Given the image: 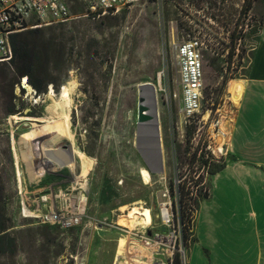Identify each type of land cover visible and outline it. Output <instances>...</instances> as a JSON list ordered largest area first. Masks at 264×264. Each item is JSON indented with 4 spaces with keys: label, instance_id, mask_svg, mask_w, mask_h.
<instances>
[{
    "label": "rangeland",
    "instance_id": "rangeland-1",
    "mask_svg": "<svg viewBox=\"0 0 264 264\" xmlns=\"http://www.w3.org/2000/svg\"><path fill=\"white\" fill-rule=\"evenodd\" d=\"M243 2L140 0L116 15L95 20L80 17L64 25L56 23L57 32L63 29L67 32V50L74 47L73 54L67 56L68 62L74 66L68 71L60 66L56 77L61 82L57 87L50 84L47 92L41 95L16 83L13 86L16 98L11 99L10 81L15 78V73L10 64L0 63V170L12 195L8 210L18 239L16 254L2 257L0 264H114L118 241L123 236L129 239V250L121 256L120 261L123 264H146L151 260L146 254L153 249L146 248L144 244L146 241L154 243L156 233L169 237L172 243H176V248L169 246V242L160 243L152 257L153 263L172 264L176 251L180 252L182 263H186L189 248L183 243L177 211L176 226L163 224L160 218L163 188L170 187L177 208L178 198L173 190L175 181L195 172L187 160L190 154L184 136L183 95L175 49L180 41L188 37L189 32L206 39L213 47L204 52L205 88L202 108L193 123L197 129L191 142L196 145L199 141L196 135L198 128H202L201 133L205 135L209 126L208 123L204 127V122H201L207 116V110L212 109L213 117L217 107L236 103L229 96V80L225 82L222 78L225 74L222 48L227 45V31L231 33L230 40L242 36L241 57L247 56V53L253 55V47L259 37L264 0L257 2L247 13H241ZM76 11H80V8ZM245 28L247 31L244 32ZM97 41L101 44L99 48L95 47ZM218 41L220 44L216 45ZM87 42L93 46L91 50L94 49L95 56L83 61L79 51L82 48L86 50L83 44ZM80 45L83 46L78 48ZM78 61L81 62L79 67ZM249 61L248 57L244 62L239 61V65L243 63L246 67L232 79L244 78ZM110 63L112 69L109 70ZM72 79H76L77 84L70 99H67V108L75 130V146L89 155L91 165L85 168V162L81 157L78 158L76 173L88 175L86 216L80 226L65 231L58 226L43 224L38 218L25 213L28 202L37 197L42 189L51 184L62 188L70 186L73 172L66 166L55 173H48L40 183H34L23 153V134L33 128V124L26 127L21 124L22 120L12 122V114L6 113V110L15 103L16 108L23 109V112L16 114L18 116H52V100L62 98L68 81ZM144 81H151L155 85L161 81L163 85L157 92L163 134V161L160 151L154 155L145 148L144 140L140 138L137 112L141 92L139 85ZM29 112H32L31 115ZM54 130L53 139L47 143L59 137L58 127ZM13 137L19 147L22 174L16 168ZM67 143L66 139H61L55 146L63 151ZM207 169L208 166L195 167L196 172L205 176L202 185L195 186L191 195H195L197 189L201 192L207 190L211 175ZM120 179L123 181L119 184L117 182ZM108 184L114 186L119 197L111 203H103L101 192ZM22 186L27 187V190ZM135 202H141L153 210L156 224L148 230H133L125 225L129 224L124 216L129 210L125 212L121 207ZM226 216H229L227 210ZM225 229L233 232L232 240L225 241L215 232L211 250H221V241L227 248L242 250L244 244L251 240L248 236H237V231L231 230V223H226ZM192 231L194 234V225ZM181 244L185 250L179 249ZM196 248L195 253L198 251Z\"/></svg>",
    "mask_w": 264,
    "mask_h": 264
},
{
    "label": "built area",
    "instance_id": "built-area-1",
    "mask_svg": "<svg viewBox=\"0 0 264 264\" xmlns=\"http://www.w3.org/2000/svg\"><path fill=\"white\" fill-rule=\"evenodd\" d=\"M140 0H0V63H11L14 57L12 46V36L29 28L53 25L63 23L75 18H88L91 20L100 19L107 15H116L123 9L132 7ZM80 8V11H76ZM247 31V28L243 29ZM176 45V59L180 68V84L182 86L183 95V123L186 126L193 121L202 108L204 84L203 58L204 52L212 50L213 47L206 39H201L198 35H193L191 32ZM230 31H227V45L222 48V56L225 58V74L222 78L228 77L230 81L232 77L237 75L244 69L245 64L239 61H246L247 57L251 62L252 56L247 53V56L241 57L242 36H236L229 39ZM233 37V36H232ZM233 40V42H232ZM220 41L216 43L219 45ZM219 51V50H218ZM232 51V56L230 55ZM215 53V52H214ZM228 81V82H229ZM28 82V77H22L20 84L25 86ZM19 85V84H18ZM31 86V84L29 83ZM31 91L35 89L31 86ZM223 106V105H222ZM222 107H217L216 115L212 116V109L207 110V116L203 117L204 127L208 125V129L201 133L202 128H198L197 136L200 145L199 155L204 153L205 158L209 162H225L228 157L226 130L223 125ZM210 120V122H208ZM184 131V136L186 132ZM220 139V140H219ZM198 141V142H199ZM198 144V143H197ZM207 169V173H209ZM57 172V171H56ZM47 172H45L46 174ZM44 174V175H45ZM200 173L194 175L197 178ZM45 177V176H44ZM70 186L66 188L56 187L51 184L48 188L42 189L37 197L28 202V209L25 215H30L38 218L43 224H51L58 226L65 231L80 226L86 216V207L88 203V189H85L75 180L73 174ZM186 176L179 177L175 181V195L179 198V185ZM43 179V177H41ZM122 179L117 183H122ZM202 183L195 184L191 180L188 188L192 191L195 186H200ZM196 188V187H195ZM166 212L167 221H163L162 215ZM178 224L180 230L182 223L179 212ZM160 218L168 226H176V212L174 208V200L170 187L166 186L161 192L160 202ZM152 225L145 228L148 230ZM192 230V229H191ZM163 234L156 233L158 236ZM150 242V241H148ZM155 242V241H154ZM169 241V246L176 248V243ZM165 243V242H161ZM180 250H185L182 247Z\"/></svg>",
    "mask_w": 264,
    "mask_h": 264
},
{
    "label": "crops",
    "instance_id": "crops-1",
    "mask_svg": "<svg viewBox=\"0 0 264 264\" xmlns=\"http://www.w3.org/2000/svg\"><path fill=\"white\" fill-rule=\"evenodd\" d=\"M242 79L240 99L222 106L228 157L225 166L208 178L209 195L200 200L196 211L194 240L185 264L197 260L196 264H264V15ZM106 194V202L117 198L113 192ZM226 223H231L237 236L251 238L242 250L227 248L224 241L221 250H211L215 232L225 241L232 240Z\"/></svg>",
    "mask_w": 264,
    "mask_h": 264
},
{
    "label": "trees",
    "instance_id": "trees-1",
    "mask_svg": "<svg viewBox=\"0 0 264 264\" xmlns=\"http://www.w3.org/2000/svg\"><path fill=\"white\" fill-rule=\"evenodd\" d=\"M256 1L259 2L260 0H244L241 7V13H247L250 11L255 6ZM178 3L179 2H177V4ZM108 17L110 18L112 16ZM64 23L65 22L61 23L60 25H64ZM262 23L263 18L261 19V25ZM66 34L67 32L64 29L57 32L56 26L53 24L27 29L17 32L12 36L14 57L11 63L8 64L12 66L15 73V78L10 81L11 99L16 98V96L13 94L14 84H20L22 77L25 76L28 77V82L35 88L36 94L38 95L47 92L48 86L50 84L55 87L59 85L61 81L56 77L59 67L63 66L64 69L68 71L70 67L74 66L72 62H68L67 56H71L73 54L74 47L71 48V50H67L68 41L65 39ZM88 42L83 44L84 47H86V50L82 48L79 51L81 56H83V61L91 60L95 56L93 55V53L95 54L94 49L93 51L91 50L93 46L88 45ZM83 45L77 47L81 48ZM100 45V42L97 41L95 47L99 48ZM232 54L233 53L231 51L230 55L232 56ZM6 63L7 62H3V64ZM80 64L81 62L78 61L77 66L79 67ZM110 69H112L111 63L109 64V70ZM227 80L228 77L226 76L225 82ZM22 91H24V88H22ZM20 112H23V109L20 107L16 108L15 103L10 105L6 110V113L8 114H17ZM31 113L32 112H29L28 114L31 115ZM193 123L194 121L186 126L185 138L187 141V152L190 154V156L187 157V160L191 170L195 172L187 175L180 183V195L177 200V208L175 207L176 201H174L175 211L179 212L182 223L183 243L188 247L194 240V236L191 233L193 232L191 229L194 225V213H196L198 209L200 200L204 197H208L209 195L207 190L201 192L198 189L196 190L197 192L195 195L190 194L191 190L188 188L189 182L194 180L195 184L197 185L203 182L205 176V174L200 173L197 178H194V175L198 173V171L196 172L195 167L208 166L209 173L213 174L221 170L226 164V161L222 163L217 161L209 162L208 159L204 157V153L199 155V149L201 145L200 141L196 145L191 143L197 129L196 124L193 125ZM109 188H112V190ZM173 190L175 194V189L173 188ZM111 191L117 195L116 197H119L118 191L114 188V186L108 184L101 192L100 198L102 199L101 201L103 203H109L106 202V192L112 194ZM11 200V192L7 188L0 170V259L4 256H14L18 250V239L14 233L15 224L13 222L12 215L8 210ZM172 264H183L179 251L175 252Z\"/></svg>",
    "mask_w": 264,
    "mask_h": 264
},
{
    "label": "bare ground",
    "instance_id": "bare-ground-1",
    "mask_svg": "<svg viewBox=\"0 0 264 264\" xmlns=\"http://www.w3.org/2000/svg\"><path fill=\"white\" fill-rule=\"evenodd\" d=\"M147 85L141 87V100L140 104L145 106V112L148 114L149 118L139 122L140 128V138L144 140L145 148L151 151L154 155L157 151H160L161 161H163V140H162V125H161V115L158 102V90L162 88V82L155 85L151 81H144ZM150 82V83H148ZM76 79L69 80L68 86L63 92L62 98L59 100L53 99L50 106V111L52 116L49 117H35V116H18L16 114L11 115V121L17 122L22 120L21 124L28 127L29 124H33V128L23 134L24 137V156L27 162V169L30 174L31 179L34 183H40L42 181L41 177L47 176L48 173H55L68 166L74 174V178L78 181L82 187L88 189V175L81 173L78 175L76 173L77 161L81 157L85 162L83 164L85 168L91 165L90 157L86 153L76 149L75 146V130L70 117V112L67 108V99H70V94L76 87ZM229 95L234 101H238L244 90V81L242 78H233L229 81ZM25 86L31 90L29 83H25ZM53 97V96H52ZM138 113V112H137ZM54 127V128H53ZM58 127L60 135L57 139L54 138L52 143H47L48 140L53 139V133L56 132L54 129ZM13 130L16 129L13 126ZM66 139L68 143L66 144L65 150H59L55 144L61 140ZM12 147L16 152V168L19 174L23 173V168L20 161L19 147L16 138L13 137ZM14 153V152H13ZM15 156V154H14ZM45 172H47L45 174ZM45 174V175H44ZM25 190L27 187L22 186ZM27 190V189H26ZM137 204H140L138 206ZM121 210L128 211L126 215L129 224H125L130 229L138 230L140 228L145 229L150 225H154L155 217L153 210L150 207H145L141 202H135L132 205L126 204L121 207ZM166 212L162 215L163 221H167ZM30 216V215H28ZM162 221L163 224H165ZM156 224V223H155ZM140 232V231H139ZM171 239L169 237H164L159 235L158 239L154 243L146 241L144 244L148 249H155L149 251L146 254L150 257V262L146 264H154L152 259L153 255L156 254L159 244L161 242H169ZM135 242H138L135 240ZM141 246V245H140ZM131 248V247H130ZM129 250V239L127 236H123L119 239L117 245V253L115 257L114 264H123L120 261L121 256H124ZM131 250V249H130ZM159 253V252H158Z\"/></svg>",
    "mask_w": 264,
    "mask_h": 264
},
{
    "label": "water",
    "instance_id": "water-1",
    "mask_svg": "<svg viewBox=\"0 0 264 264\" xmlns=\"http://www.w3.org/2000/svg\"><path fill=\"white\" fill-rule=\"evenodd\" d=\"M148 83H150V82H148ZM143 85H147L146 82H145V83H141V84L139 85L140 90H141V87H142ZM139 99L141 100V96L139 97ZM148 118H149V116H148V114H146V112H145V106L141 105L140 102H139L138 123H139V122H142V121H144V120H146V119H148ZM162 170H163V169H162Z\"/></svg>",
    "mask_w": 264,
    "mask_h": 264
}]
</instances>
